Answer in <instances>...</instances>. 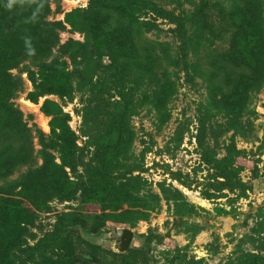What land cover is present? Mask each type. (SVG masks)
Listing matches in <instances>:
<instances>
[{"label":"rangeland","instance_id":"1","mask_svg":"<svg viewBox=\"0 0 264 264\" xmlns=\"http://www.w3.org/2000/svg\"><path fill=\"white\" fill-rule=\"evenodd\" d=\"M202 1L248 25L197 30ZM97 2L47 0L54 32L8 72L0 264H264V0L137 6L119 40L100 24L135 0Z\"/></svg>","mask_w":264,"mask_h":264},{"label":"trees","instance_id":"2","mask_svg":"<svg viewBox=\"0 0 264 264\" xmlns=\"http://www.w3.org/2000/svg\"><path fill=\"white\" fill-rule=\"evenodd\" d=\"M116 2L117 0H98L97 5L101 10V15H108L109 13L113 15L114 12L112 10L115 8ZM135 2L136 3L131 6H126L127 9L130 10L123 12L121 17L117 19L116 23L110 20V18L101 22L100 26L103 31L105 29V35L116 40L132 37L131 27L133 25L130 19V12L134 10L132 8L144 6L154 10L153 7L159 6L164 0H135ZM152 5L154 6L152 7ZM231 10L232 12L230 15L227 11V13L219 11L217 20V18H214L212 15V12L215 10L212 7H209L207 2L202 1L195 9V16L198 23L196 27L197 30L208 29L212 35H218V27L221 26V23H225V21L231 17L233 19L235 15H239L243 20L238 23L235 32H230L231 29H228L227 32H222L220 29L222 34L232 33L231 37H236V35L239 34L238 29L245 28L244 25H248L247 22L250 20V16H248L249 11L238 4H236ZM48 12L49 8L47 0H0V104L3 106H5L4 96L7 92L6 86L8 78L10 77L8 76V72L18 65V61L21 57H27L39 52L36 49L38 45L35 42L30 41V38L39 37L43 33L46 34L45 30L54 32V29L46 23V18L49 15ZM234 24H236V22H233L232 28ZM53 27L57 28V24H54ZM119 27L122 28L120 29ZM136 28L137 30H140L138 25ZM139 36L140 37L137 40H135L136 38L134 39V44L136 50L139 48L142 60L144 59L143 57L157 59V53L155 54V52L152 51L150 53H145L143 51V44L139 42V39L141 40L143 34H140ZM36 40L38 39L36 38ZM120 61L121 59L116 56L115 63L119 65ZM50 66L51 65H49V67ZM58 138L64 145L70 144L67 130L60 128Z\"/></svg>","mask_w":264,"mask_h":264},{"label":"water","instance_id":"3","mask_svg":"<svg viewBox=\"0 0 264 264\" xmlns=\"http://www.w3.org/2000/svg\"><path fill=\"white\" fill-rule=\"evenodd\" d=\"M104 232L109 236L108 240L114 243L115 249L125 253L131 244L133 231L129 228L112 227L107 228Z\"/></svg>","mask_w":264,"mask_h":264}]
</instances>
